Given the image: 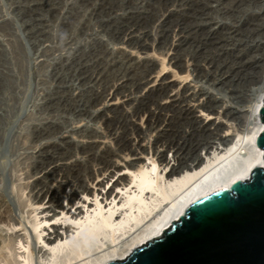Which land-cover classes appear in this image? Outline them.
Returning a JSON list of instances; mask_svg holds the SVG:
<instances>
[{"label":"rangeland","instance_id":"1","mask_svg":"<svg viewBox=\"0 0 264 264\" xmlns=\"http://www.w3.org/2000/svg\"><path fill=\"white\" fill-rule=\"evenodd\" d=\"M172 11L173 23H163ZM135 20L145 23L139 27ZM128 29L137 32L146 49L139 41H125ZM262 77L264 0H0V248L23 239L34 255L41 244L29 223L32 214L50 217L67 204L64 195L83 186L97 190L98 165L90 154L108 149L107 159L117 167L113 181L124 177L125 183L127 164H159L163 154L173 163L168 142L155 140L163 126L147 128V113L132 116L136 102L129 104L161 79L173 84L167 94L178 92L202 125L213 128L215 122L212 131L223 135L246 126ZM122 81L128 83L118 93L115 87ZM118 107L125 113L115 114ZM106 117L115 121L108 128ZM193 125L176 122L180 132H190ZM214 134L200 133L197 139L219 146L222 140ZM120 135L135 137L123 151L115 139ZM200 156H205L204 146L189 148L185 163H196ZM77 161L84 181H74L72 191L62 187L58 203H46L43 193L62 182L65 167ZM100 177L105 185L107 178ZM48 226L45 232L53 228Z\"/></svg>","mask_w":264,"mask_h":264},{"label":"bare ground","instance_id":"2","mask_svg":"<svg viewBox=\"0 0 264 264\" xmlns=\"http://www.w3.org/2000/svg\"><path fill=\"white\" fill-rule=\"evenodd\" d=\"M188 10L190 13L192 11L191 14L196 12L195 9ZM173 16V11L169 12L162 22L166 24L173 23L170 21ZM143 23L145 21L136 22L135 20L133 25L140 27ZM135 33L137 32L134 29L129 30L125 34L127 37L125 41L133 44L142 39H139L138 34ZM147 36L148 34L144 33L142 37ZM164 36L159 37V43L165 41ZM139 42L140 47L146 49L145 41L141 40ZM180 44L181 42L179 46ZM158 48H161V46H158ZM175 48L178 50V45ZM175 57H172L171 60ZM146 65L143 66V69L151 70L150 66ZM135 70L136 68H133V72ZM262 78L258 87L255 88L256 94L253 102L251 101L252 107L247 114L246 126L242 129L232 126L233 128L227 129L223 135L216 133L222 141L220 140L219 146L215 147L206 146V143L201 145L197 135L200 133L203 136L214 134L212 130L218 124L211 122L210 125H214L213 128H210L209 125H202V121L194 116L192 106L182 104L183 97L178 92L167 94L173 84L166 82V78L161 79L157 85L149 87L145 94L129 101V104L133 101L136 102L132 116L138 113H147V128L152 127L153 124L155 128L163 126L160 130L161 134L158 133L159 135L157 134L155 140L156 143L168 142L167 151L172 152L173 163L163 154L159 164L154 160L150 164L142 163L136 168L131 164H127L125 168L129 170L130 176L125 183L122 182L124 177H118L113 181V174L117 167L109 162L110 159H107L109 158L107 157L108 149L99 155L90 154L88 156L89 160L98 165L95 172L98 176L95 186H98V188L97 190L94 189L93 192L88 186H83L80 192L72 191L73 182L79 181L81 183L84 179L79 175L81 173V162L77 161L68 165V167H65L67 173H65L63 181H59L53 189L46 190L43 193L44 197L48 199L46 203L52 201L58 203L60 199L58 193L61 188H70L72 192L64 195L67 204L65 206L61 205V207L59 204L60 212L58 211L50 217L39 218L36 212L32 214L31 220H29L34 237L41 244L35 253L37 260L34 258L35 254L33 255L32 250H30L28 241L24 243L23 239H19L15 243L17 245L12 244V247H10L11 244L10 246L8 244L10 248L6 246L0 248V264H105L109 260L125 259L137 246L161 237L171 223L185 215L188 208L201 197L217 189L228 188L237 179L249 178L255 167L264 165V150L255 144V138L264 126L258 114L264 97V77ZM127 83L122 81L121 84L115 87V91L122 90ZM162 97H165V102L158 101ZM152 105H154V109L151 108ZM125 111L124 107H118L113 112L121 114ZM104 116L105 113L102 117ZM181 121L187 123L190 121L195 128L190 132L188 129L187 132H180L176 127V122ZM114 122L113 118H105L107 128L113 125ZM115 139L117 149L123 151L129 148L135 137L130 139L128 136L120 135ZM199 146H204L205 156L197 158L196 163H185L189 148L193 151ZM141 148H143L142 145L138 144L137 149ZM160 165L163 167L159 171ZM72 171L75 174L71 176L72 178H69ZM100 176L107 178L105 185L111 182L110 188L106 191L103 190L106 189L104 183H102L104 178L99 180ZM87 177L91 180L93 173L89 172ZM74 199H77V201L74 202ZM35 210L36 208H34ZM41 212L43 213V211ZM2 217L0 216L1 221L4 220V217ZM6 222L8 223V221ZM57 224L58 228L55 227ZM45 225L53 226V228L45 232ZM31 234L29 232V236ZM2 249L8 251L2 253Z\"/></svg>","mask_w":264,"mask_h":264},{"label":"water","instance_id":"3","mask_svg":"<svg viewBox=\"0 0 264 264\" xmlns=\"http://www.w3.org/2000/svg\"><path fill=\"white\" fill-rule=\"evenodd\" d=\"M258 114L264 125V97ZM255 144L264 150V126ZM105 264H264V165L195 201L161 237Z\"/></svg>","mask_w":264,"mask_h":264}]
</instances>
